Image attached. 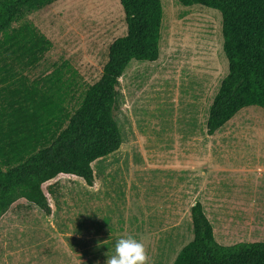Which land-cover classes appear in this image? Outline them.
<instances>
[{
    "label": "rangeland",
    "instance_id": "1",
    "mask_svg": "<svg viewBox=\"0 0 264 264\" xmlns=\"http://www.w3.org/2000/svg\"><path fill=\"white\" fill-rule=\"evenodd\" d=\"M160 1V57L133 61L118 86L121 148L93 164V186L67 175L46 184L51 215L16 202L0 220V264H105L116 240L129 235L144 244L147 264H173L194 236L190 207L201 159L216 166L257 156L260 149L245 142L264 141L259 107L243 109L213 136L206 133L210 106L229 72L221 13ZM28 18L53 44L26 72L31 79L68 62L82 83L93 85L109 47L127 33L119 0H56Z\"/></svg>",
    "mask_w": 264,
    "mask_h": 264
},
{
    "label": "trees",
    "instance_id": "2",
    "mask_svg": "<svg viewBox=\"0 0 264 264\" xmlns=\"http://www.w3.org/2000/svg\"><path fill=\"white\" fill-rule=\"evenodd\" d=\"M55 1L0 0V220L19 200L51 215L44 186L61 175L94 185L93 164L123 144L115 119L121 78L133 61L160 57L161 1L119 0L127 33L109 47L96 83H82L68 62L31 79L26 72L53 44L28 17ZM177 1L222 15L229 72L209 109L206 133L213 136L243 109L264 110V0ZM191 218L194 238L173 264H264L263 242L219 244L200 202Z\"/></svg>",
    "mask_w": 264,
    "mask_h": 264
},
{
    "label": "crops",
    "instance_id": "3",
    "mask_svg": "<svg viewBox=\"0 0 264 264\" xmlns=\"http://www.w3.org/2000/svg\"><path fill=\"white\" fill-rule=\"evenodd\" d=\"M245 143L260 149L257 156L245 154L241 161H218L216 166L203 158L198 167L200 180L190 215L199 200L216 241L224 246L264 243V141Z\"/></svg>",
    "mask_w": 264,
    "mask_h": 264
},
{
    "label": "clouds",
    "instance_id": "4",
    "mask_svg": "<svg viewBox=\"0 0 264 264\" xmlns=\"http://www.w3.org/2000/svg\"><path fill=\"white\" fill-rule=\"evenodd\" d=\"M147 260L144 244L129 235L116 240L111 255H106L105 264H147Z\"/></svg>",
    "mask_w": 264,
    "mask_h": 264
}]
</instances>
